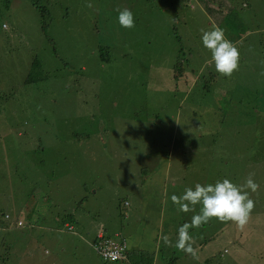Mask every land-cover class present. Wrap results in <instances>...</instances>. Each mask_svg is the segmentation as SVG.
Wrapping results in <instances>:
<instances>
[{"label":"rangeland","instance_id":"rangeland-1","mask_svg":"<svg viewBox=\"0 0 264 264\" xmlns=\"http://www.w3.org/2000/svg\"><path fill=\"white\" fill-rule=\"evenodd\" d=\"M214 25L240 52L230 78L201 41ZM249 173L248 224L213 219L188 230L198 258L177 249L196 213L171 196ZM146 179L165 181L159 223L140 213ZM99 234L125 239L127 264H264V0H0V264H122Z\"/></svg>","mask_w":264,"mask_h":264},{"label":"clouds","instance_id":"clouds-1","mask_svg":"<svg viewBox=\"0 0 264 264\" xmlns=\"http://www.w3.org/2000/svg\"><path fill=\"white\" fill-rule=\"evenodd\" d=\"M86 7L94 8V5L89 2ZM116 11L121 27L128 29L135 27V17L130 9L118 8ZM201 33L202 44L211 53L210 62L214 63L216 72L230 78L234 72L239 70L238 47L226 37L225 30L219 26L214 25L209 30L201 29ZM253 176L254 173H249L243 185H237L224 178L215 183H196L194 188L186 187L181 195L173 194L171 201L177 206L179 212L196 213L192 216L190 223L179 228L175 247L194 259L198 258V249L194 247L195 241L188 230L189 228H200L213 219L220 223H234L242 230L248 224L255 208V202L250 198L248 190L255 193L259 189ZM197 205L201 206L198 213L196 212ZM162 239L166 245H171L167 236H163ZM127 252L128 249L124 259L127 257Z\"/></svg>","mask_w":264,"mask_h":264},{"label":"crops","instance_id":"crops-1","mask_svg":"<svg viewBox=\"0 0 264 264\" xmlns=\"http://www.w3.org/2000/svg\"><path fill=\"white\" fill-rule=\"evenodd\" d=\"M169 162V161H168ZM166 164V168L169 167L170 162ZM184 166L182 168V170H184ZM167 178V175H166ZM148 179V178H147ZM146 179V183L142 186L143 189V196H142V210L140 211V213H142V211L144 212V214L148 217H151L156 223H159V215H160V208H161V201L163 198V186L165 185V181L162 182V184L158 187V188H151L150 184L147 182ZM146 209H149V211H146ZM137 209H134V211H136ZM67 224L65 225L67 227L68 230L73 231V226L70 225V221H67ZM161 223V221H160ZM152 225L150 230L147 231H151L153 234L151 235L152 237V241H155V238H157V226L154 225V223L152 222ZM99 228V227H98ZM102 228L104 229V227L102 226ZM98 230V229H97ZM147 233V232H146ZM149 233V232H148ZM94 239V238H93ZM147 236L146 234L143 236L142 240H146ZM91 243V242H90ZM205 247V245H203L201 247V250H203V248ZM157 250V247L155 246L154 248H152L150 250L151 253H153L154 251ZM130 260L129 254H128V258L126 257V260L120 261L122 264H127ZM149 264H154V258L148 260Z\"/></svg>","mask_w":264,"mask_h":264},{"label":"built area","instance_id":"built-area-1","mask_svg":"<svg viewBox=\"0 0 264 264\" xmlns=\"http://www.w3.org/2000/svg\"><path fill=\"white\" fill-rule=\"evenodd\" d=\"M117 243H116V242ZM125 239L114 240L104 234H99L93 248L96 249L101 259L108 262H117L125 258L127 248L122 244Z\"/></svg>","mask_w":264,"mask_h":264},{"label":"trees","instance_id":"trees-1","mask_svg":"<svg viewBox=\"0 0 264 264\" xmlns=\"http://www.w3.org/2000/svg\"><path fill=\"white\" fill-rule=\"evenodd\" d=\"M178 14H177V12H175V16H177ZM186 63V64H189L188 63V61L187 60H184L183 62L181 61V62H177L178 64L177 65H172L171 67H170V73L173 75V80H174V82H175V85H176V87H178L179 85H180V77H177L178 75H177V70H176V68H178L180 65H182L183 63ZM37 71H38V69H37V63H36V61H34L33 63H32V68H31V70H30V72L28 73V75H27V78H26V81H27V84H34L37 80H41V76H37ZM42 77H44V76H42ZM184 78H187V77H190V79H191V74H187V75H185V76H183ZM191 81V80H190ZM187 84L188 83H186V86H187ZM186 86H184V87H186ZM148 170L147 169H144V172L146 173ZM198 183V182H197ZM66 220L67 221H69L67 218H66ZM65 220V221H66ZM18 225H21V224H18ZM127 257H128V254H127ZM123 260H126V259H122V261Z\"/></svg>","mask_w":264,"mask_h":264}]
</instances>
